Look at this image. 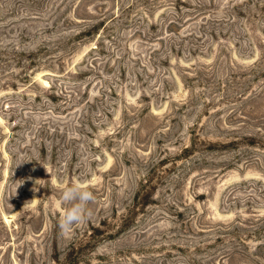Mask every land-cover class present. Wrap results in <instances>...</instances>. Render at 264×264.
Instances as JSON below:
<instances>
[{
    "label": "rangeland",
    "instance_id": "1",
    "mask_svg": "<svg viewBox=\"0 0 264 264\" xmlns=\"http://www.w3.org/2000/svg\"><path fill=\"white\" fill-rule=\"evenodd\" d=\"M0 264H264V0H0Z\"/></svg>",
    "mask_w": 264,
    "mask_h": 264
},
{
    "label": "clouds",
    "instance_id": "2",
    "mask_svg": "<svg viewBox=\"0 0 264 264\" xmlns=\"http://www.w3.org/2000/svg\"><path fill=\"white\" fill-rule=\"evenodd\" d=\"M38 181H35V183L39 184ZM94 200L93 192L80 183L65 187L59 197L61 204L68 205L60 220L61 230L65 233L70 232L74 225H79L90 219L92 213L88 206Z\"/></svg>",
    "mask_w": 264,
    "mask_h": 264
}]
</instances>
